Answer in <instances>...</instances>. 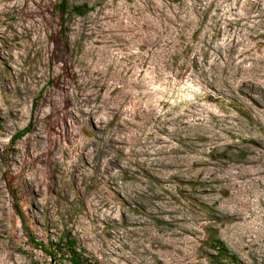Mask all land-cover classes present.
Masks as SVG:
<instances>
[{"label":"rangeland","instance_id":"rangeland-1","mask_svg":"<svg viewBox=\"0 0 264 264\" xmlns=\"http://www.w3.org/2000/svg\"><path fill=\"white\" fill-rule=\"evenodd\" d=\"M59 1L0 0V264H70L13 191L98 264H264V0Z\"/></svg>","mask_w":264,"mask_h":264},{"label":"trees","instance_id":"trees-1","mask_svg":"<svg viewBox=\"0 0 264 264\" xmlns=\"http://www.w3.org/2000/svg\"><path fill=\"white\" fill-rule=\"evenodd\" d=\"M55 8L60 14V29L62 31L65 30L64 23L67 20L66 15L76 14L81 16L85 15L92 9L86 3L69 6L68 0H60L55 5ZM29 130L30 126L19 131L14 135L13 140L21 138ZM12 198L15 200L13 202V207L20 219L21 226L26 234L30 247L40 250L50 260L63 258L66 259L70 264H98V262L92 261L83 254V251L77 245L76 238L69 231H63L56 242L51 240H48L47 242L38 240L31 232L24 213L21 211L19 203H17V197L14 191L12 192ZM207 246L211 249V252L209 253L210 261L214 263L244 264L239 259L237 254L234 253L222 239L217 237L216 231H209ZM30 264H37V261L32 259Z\"/></svg>","mask_w":264,"mask_h":264}]
</instances>
